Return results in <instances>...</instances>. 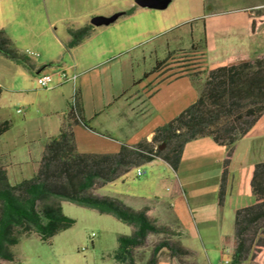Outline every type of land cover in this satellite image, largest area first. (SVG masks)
Returning a JSON list of instances; mask_svg holds the SVG:
<instances>
[{
    "label": "crops",
    "instance_id": "crops-1",
    "mask_svg": "<svg viewBox=\"0 0 264 264\" xmlns=\"http://www.w3.org/2000/svg\"><path fill=\"white\" fill-rule=\"evenodd\" d=\"M128 5L134 7L131 13L140 14L145 18L143 24L128 27L118 23V20L107 19L106 15L98 17L93 14L84 23L100 21L91 34L72 48L66 49L65 44L70 38L68 27L78 28L84 24L73 26L63 22L62 27H55V22L50 18L51 12L47 9L46 16L49 21L47 29L40 28L44 18L37 2L22 0L20 26L16 30V34L11 37L13 41H17V37L28 40L29 44L25 49L29 48L32 51L30 50V56L27 55L28 52L24 54L28 56L32 68L29 69L22 63L12 61L15 64L25 66L33 74L34 79L38 73H51L52 76L56 75L58 79L55 83L51 81L48 87H42L47 93L46 99L43 101L44 113L52 118L42 129L39 156H31L30 145H27L23 151H10L9 148L0 151V166L5 169L10 183L30 178L31 176L22 174L23 169L27 167L30 168L31 175L35 173L46 140L58 133L65 118L67 101H69L73 85L78 91L82 113L87 123V126L78 123L72 127L76 148L83 153H115L122 143L134 144L142 139L149 140L155 127L176 116L196 99L201 90L203 79L192 76L191 70L158 81H151L150 76L158 72L155 70L156 72L149 73L145 80L142 79L141 74L150 71L154 66L149 65L148 69L141 68L140 65L147 56L156 55V51L159 49L163 56L156 59L158 60L164 58L168 51L188 46H181L182 36L181 33H177L171 38L175 43L171 48L166 43L146 48L139 47L141 42L146 41L148 37L146 35L160 33L159 30H156L157 16L153 15L155 14L154 11H150V8L158 7L140 6L132 1ZM263 5V1H258L241 8L242 15L240 19H236V22L244 26L245 37L241 38L244 41L241 42L238 49L233 48L220 56L214 54L209 59L204 51L205 59L210 60L208 66L229 60L248 59L260 53L261 42L256 30L257 26L253 31L250 30L251 18L255 19L256 16L247 14L246 10L260 8ZM58 19L59 21L66 20V18ZM117 24H120L119 29L116 28ZM137 37L140 38L137 39ZM79 48H84V52L77 55L76 52ZM137 48L140 49L134 53ZM68 52L70 54L68 57L69 65L62 58V55ZM234 54L238 55L237 59H232ZM0 55L2 54L0 53ZM71 69L74 72L69 74L68 71ZM60 72H64L68 77L76 74L74 83L70 80H62ZM66 82H70L71 87L65 88ZM258 122L243 137L249 135L252 130L264 126ZM8 129L0 134V139L5 136ZM28 142L30 144L32 140ZM225 152V147L216 143L211 137L201 136L184 145L176 171H173L166 162L159 158L145 163L148 165L162 164L171 170L173 176L160 180L164 185L166 194L163 196L156 193V198L159 199L156 205L144 204L142 207L133 210L144 209L146 215L156 225L164 226L169 231L176 233H180L179 225L192 230V226L197 223L204 228L209 221L223 227V224H227L230 213L233 227L234 210L253 202V196L249 190V180L255 162L233 168V159L230 160L226 194L223 203L219 205L217 190ZM214 164L220 166L217 189H215V195L207 200L205 193H201L202 190H199L202 189V179L199 176L206 170L208 171V168ZM13 167L18 168L19 173H14ZM10 172L13 174V181L10 180ZM180 174L182 179L179 178ZM187 185L190 193L191 191L196 193L188 196L185 188ZM94 193L97 194L96 190ZM111 198L118 200L114 197ZM159 209L167 211L169 219L174 223V229L163 218L164 216L160 217V214L156 212ZM232 233L233 228L231 232L219 230L217 239L221 248L222 260L229 259L230 261L231 244L223 245V237L225 235L231 237ZM202 238L205 241L204 237ZM182 248L189 251L186 247ZM160 254L164 257V261H171L172 257L169 251L166 248H161L157 254L156 264H158ZM239 264H264V248L254 259H247Z\"/></svg>",
    "mask_w": 264,
    "mask_h": 264
},
{
    "label": "rangeland",
    "instance_id": "rangeland-1",
    "mask_svg": "<svg viewBox=\"0 0 264 264\" xmlns=\"http://www.w3.org/2000/svg\"><path fill=\"white\" fill-rule=\"evenodd\" d=\"M25 1L37 2L44 18L40 28L47 29L49 22L46 16L47 9L51 12L50 18L55 22V27L59 28L62 27L63 22L73 26L83 25L93 14L98 17L106 15L107 19L118 20V23L128 27L145 22V18L140 14L126 13L130 8L128 3L132 1L138 4V0ZM258 1H263L264 4V0H161L165 2L163 7L150 8V11L155 13L153 15L157 16L156 30L160 33L146 35L148 36L146 41L141 42L139 47L146 48L166 43L171 48L175 44L171 38L177 33H181L182 36L181 46H188L173 50L174 53L170 58L156 69L158 72L150 76L151 81L179 75L187 70H191V73L204 70L210 64V60L205 59V52L209 59L214 54L220 56L233 48L238 49L244 41L241 38L245 37V29L236 22V19H240L242 7ZM21 5L22 0H0V29L7 34L16 49L23 53L28 52L29 55L31 49H25L29 44L28 40L17 37V41H13L11 37L16 34L20 26ZM246 13L253 14L259 19L256 30L260 36V53H264V5L260 8L247 9ZM58 18H66V20L59 21ZM117 25L116 28L119 29L120 24ZM192 43L195 44V49L190 48ZM139 49L137 48L134 53ZM82 52L84 48H79L76 54L80 55ZM156 52V55L147 56L141 63L142 69H148L149 65L155 64L157 58L163 56L159 49ZM69 56V52L62 55L67 65L70 64ZM237 57L238 55L234 54L232 59ZM68 72L71 74L74 70ZM57 79L56 75L52 76V83ZM0 86V121L7 120L10 123L5 136L0 139V151L4 148L16 152L23 151L27 145H30L31 156H39L42 129L52 118L44 113L43 101L47 95L45 89L36 83L33 74L25 66L15 64L2 55H0ZM68 87H71L70 82H66L65 88ZM258 124H264V114ZM29 140H32L30 144ZM231 159H233V168L264 160V126L239 138L234 144ZM138 167L143 171L140 176L136 175L137 167H133L126 174L96 189V193L99 196L117 198L132 209L140 208L144 204L156 205L159 200L156 198V193L163 196L166 194L160 180L172 177L173 174L166 166L159 163L143 164ZM219 168L218 164L211 165L208 171L199 176L202 179V189L199 190L205 193L207 200L215 195ZM12 171L19 173L16 167H13ZM22 174L32 176L28 167L23 169ZM13 178L10 172V180L13 181ZM179 178L182 179L181 174ZM185 188L188 196L196 193L195 191L190 193L188 185ZM61 207L65 215L74 219L70 227L57 232L45 241L40 240L36 234L21 236L18 243L11 247L14 260H0V264H127L115 260L114 250L117 247L118 235L131 234L130 225L111 214L99 213L93 208L67 200L61 201ZM156 212L160 217L164 216L172 229L175 228L167 211L159 209ZM230 217L231 213L227 224H223V227L209 221L204 228L197 223L192 226V230L179 225L180 233L174 231L165 234L149 233L146 241L133 249V261L135 264H144L153 246L162 239H168L175 241L180 247L188 248L189 251L180 255L177 252L178 255L170 262L164 261V257L160 254L158 264H221L223 260L217 238L219 230L232 231Z\"/></svg>",
    "mask_w": 264,
    "mask_h": 264
},
{
    "label": "trees",
    "instance_id": "trees-1",
    "mask_svg": "<svg viewBox=\"0 0 264 264\" xmlns=\"http://www.w3.org/2000/svg\"><path fill=\"white\" fill-rule=\"evenodd\" d=\"M133 9L130 7L126 13ZM258 23L257 17L251 18L250 30L253 31ZM95 26V23H86L78 28L68 27L70 38L65 44L66 49L91 34ZM190 48L195 49V44L192 43ZM0 53L32 68L28 56L12 45L2 29ZM173 53L168 51L163 59L156 60L152 69L143 73L142 79ZM191 75L203 79L196 99L176 116L155 127L149 140L122 143L115 153H83L77 150L72 127L78 123L87 126L77 91L76 102L71 104L67 101L65 118L58 133L46 140L37 169L30 178L10 183L5 169L0 166V260H14L11 247L21 236L36 234L45 241L70 227L74 219L65 215L61 207V201L67 200L99 213L111 214L130 225V235L117 236L114 256L117 262L135 264L133 249L142 245L149 233L165 234L169 230L156 225L144 209L133 210L116 199L99 196L93 191L155 158L176 171L184 145L201 136L211 137L226 149L217 190V201L221 205L226 194L234 144L264 114V53L213 64ZM9 126L8 121L0 122V134ZM249 190L253 202L234 210L232 236L223 237V245L231 244L229 264L254 259L264 248V160L253 164ZM161 248H166L172 258L177 252H187L175 242L162 239L153 246L144 264H156Z\"/></svg>",
    "mask_w": 264,
    "mask_h": 264
},
{
    "label": "built area",
    "instance_id": "built-area-1",
    "mask_svg": "<svg viewBox=\"0 0 264 264\" xmlns=\"http://www.w3.org/2000/svg\"><path fill=\"white\" fill-rule=\"evenodd\" d=\"M60 78L62 80H70L74 83L76 74H72L71 76H67L64 72H60ZM35 81L40 87H48L50 85V82L52 81V74L51 73H38L35 75ZM77 100V89L73 85L72 92L69 97V102L71 104H74ZM142 173L141 169L139 167L136 168V174L140 175ZM229 259H224L221 264H229Z\"/></svg>",
    "mask_w": 264,
    "mask_h": 264
},
{
    "label": "water",
    "instance_id": "water-1",
    "mask_svg": "<svg viewBox=\"0 0 264 264\" xmlns=\"http://www.w3.org/2000/svg\"><path fill=\"white\" fill-rule=\"evenodd\" d=\"M138 5L147 6V7H163L165 2H161L158 0H138ZM100 21H94L92 23L98 24Z\"/></svg>",
    "mask_w": 264,
    "mask_h": 264
}]
</instances>
